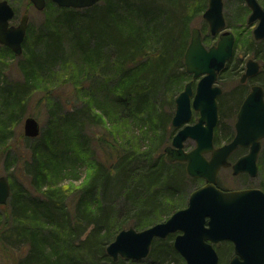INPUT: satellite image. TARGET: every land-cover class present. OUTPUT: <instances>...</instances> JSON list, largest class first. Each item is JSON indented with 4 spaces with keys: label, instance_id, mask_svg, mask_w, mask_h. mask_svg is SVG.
<instances>
[{
    "label": "trees",
    "instance_id": "16d2710c",
    "mask_svg": "<svg viewBox=\"0 0 264 264\" xmlns=\"http://www.w3.org/2000/svg\"><path fill=\"white\" fill-rule=\"evenodd\" d=\"M259 2L264 9V0ZM50 7L54 16L39 30L28 24L21 56L0 46L2 58H21L20 79L5 80L0 88L5 116L0 124L7 129L0 127V144L22 118L30 93L49 88L57 66L68 74L69 59L77 63L69 72L72 97L52 105L58 114L53 127L35 138L22 136L26 148L8 152L13 168H6L10 196L0 205V245L12 254L13 264H124L125 259L112 261L105 253L115 235L160 222L162 211L168 218L177 209L163 203L188 194L193 181L181 163L166 162L162 150L174 134V98L190 77L183 54L191 21L207 0H99L82 9L47 1L44 10ZM225 22L230 27L226 17ZM234 36L233 54L218 77L242 62ZM256 44L251 40L252 47ZM252 54L259 57L258 50ZM236 91L235 107L245 96L243 85ZM95 127L103 128L95 138L97 158L85 135ZM230 135L227 127L218 128L215 141ZM84 167H91L88 182L65 188V182L80 179ZM172 239L153 240L148 256L132 264L177 263L181 257Z\"/></svg>",
    "mask_w": 264,
    "mask_h": 264
},
{
    "label": "water",
    "instance_id": "95a60500",
    "mask_svg": "<svg viewBox=\"0 0 264 264\" xmlns=\"http://www.w3.org/2000/svg\"><path fill=\"white\" fill-rule=\"evenodd\" d=\"M42 11L47 0H29ZM60 8L82 9L99 0H48ZM224 0H207L202 19L216 43L205 46L199 28L192 27L188 45L183 54L185 71L195 87L188 81L174 98L171 126L177 129L170 145L164 148L168 163L184 162L185 173L193 178H203L204 184L193 190L185 208L173 212L167 219L145 229L132 227L120 230L106 246L105 253L112 261L119 258L138 261L148 256L155 239L174 235L172 246L185 264H219L214 245L222 241L233 245V255L227 264H264V194L257 190L223 191L217 187V174L221 168L231 167L234 175L256 173V159L260 140L264 139V89L258 84L250 87L236 113L235 134L232 140L213 147V132L218 122L217 98L222 89L215 85L218 74L233 54L234 34L226 28L223 14ZM250 10L247 23L256 22L254 40L264 39V9L258 0H242ZM15 11L7 0H0V45L14 56L23 52L28 15L24 14L17 25L10 24ZM259 64L248 59L240 83L259 72ZM193 112L198 114L194 124H189ZM40 125L33 117L23 122V134L35 138ZM192 140L195 146L184 151V142ZM238 147H249V152L231 165L230 154ZM205 154H210L205 158ZM10 196V185L0 175V205Z\"/></svg>",
    "mask_w": 264,
    "mask_h": 264
},
{
    "label": "rangeland",
    "instance_id": "374dc122",
    "mask_svg": "<svg viewBox=\"0 0 264 264\" xmlns=\"http://www.w3.org/2000/svg\"><path fill=\"white\" fill-rule=\"evenodd\" d=\"M8 3L12 6V8L15 11V17L11 21L12 24H17L20 20V17L24 14L28 15V24L30 25V29L35 32L36 30H39V28L42 26V24L45 22V20L52 19L55 13L54 7L46 8L45 10L38 11L36 10L33 5L30 3L29 0H7ZM262 3V2H261ZM260 3V4H261ZM246 6L245 3L241 0H224L223 1V14L224 17H226V20L229 22L230 27L227 29L233 32L238 36L237 46L238 51L237 53L240 55L242 62L238 64V66L235 68L234 71L231 72V69L226 72V74L218 77L216 85L219 86L222 89V95L218 98V102L221 100V107L224 111V114L221 112V107L219 105V128L227 127L229 129V132L232 133L233 125L235 121L236 112L238 109V105H234L235 100L237 99V91L232 92L237 85L240 84L239 80L241 78V75L245 72V64L248 59H254L260 64L259 72L258 74L252 78L247 80L245 83L241 84L244 87L245 93L244 95L249 91V87L252 84H259L264 89V42L262 44H258L259 41H255L253 39L252 30L254 29L256 23L248 24L247 23V17L249 15L250 11L243 10V7ZM202 14L196 15L192 21H191V27H197L200 29L202 33V37H206L207 40L205 41L206 45H213L216 43L217 38H213L209 35L207 25L202 19ZM251 40L256 42L257 44L255 47H252L250 45ZM1 46V45H0ZM258 50L259 51V57L254 58L252 52ZM3 52L0 51V88L3 86V82L5 80L10 82H16L20 79V72L18 71L17 65L21 62V58L16 59L12 58L11 56H7L2 58L1 54ZM68 65L71 69H69L70 75L75 68H77V63L75 59L70 58L68 61ZM77 71V70H76ZM69 72H64L62 68L57 66L55 68V71L53 74L50 75L49 78V88L48 86L40 87V89H36L34 92L32 91L26 101V105L24 107V114L22 118L19 120V122L15 123L11 126V129L9 128V131L6 133L5 142L0 144V175L6 176L7 173V166L10 165L11 159L8 157V152H11L12 150H24L27 146V143H25L22 140L23 134V122L26 117H33L35 118L39 125H40V131L46 132L50 127H53L52 123H54V118L58 116V114L55 115L54 111L52 110V105L56 101H62V97L71 98L73 93V88L71 87L72 78L69 75ZM231 74H229V73ZM70 78H69V77ZM114 78V77H113ZM191 80V76L187 79L186 82ZM198 79L193 80V88L195 87ZM185 82V83H186ZM184 83V85H185ZM184 87V86H183ZM182 87V90H183ZM181 90V91H182ZM51 93V96H50ZM47 95V96H46ZM47 98H50V102L47 100ZM234 105V106H233ZM230 108L229 113L228 108ZM63 108V107H62ZM226 112V113H225ZM197 116H193L191 123L196 121ZM5 116L4 113L0 111V122H4ZM0 127L4 130L5 127H3L2 124H0ZM0 128V134L1 131H3ZM57 129V128H56ZM7 131V129H5ZM11 136L8 135L9 132H11ZM57 131V130H56ZM60 131V130H59ZM103 131V128L101 127H95L92 130L86 129L85 135L90 140L89 146L92 148V150L95 153V158L99 155V150L96 147L95 138L99 133ZM61 132V131H60ZM57 131V133L60 134L62 137V133ZM138 132V131H136ZM4 133V131H3ZM230 135V136H231ZM226 138V139H225ZM230 137L226 136L222 138V141L227 142ZM170 142H168L165 146L169 145ZM164 146V147H165ZM194 146V143L190 140H188L185 144V149L190 150ZM163 147V148H164ZM18 151V150H17ZM14 152V151H13ZM16 153V152H14ZM162 153L164 155V152L162 150ZM262 158V164L261 166V175H264L263 169H264V154L261 157ZM183 166L184 164L181 163ZM10 171H12V165H10ZM91 167H85L82 169L80 179L78 181L74 182H65L63 186L66 188H80L84 186L90 176H91ZM262 177V176H261ZM260 177V178H261ZM245 177L235 178L231 176V173L229 170H222L218 175V180L221 186L225 188H239L241 186H245L248 184H245ZM259 179L256 181H251L248 183H251L249 185L256 184ZM253 183V184H252ZM203 184V181L193 179V181H190V184L188 185V194H182L183 196H180L175 199L174 202H171V199H167L163 204L167 205V208L170 206L169 209H182L185 208L187 205L188 197L190 192L195 190L197 187ZM174 203V204H173ZM160 216H162V220L160 222L164 221L165 219V211H162L159 213ZM3 210H0V225L2 223L3 219ZM169 217V216H168ZM167 219V218H166ZM158 223V222H157ZM138 231V230H137ZM173 241V239H172ZM226 244V243H225ZM216 251L218 252L219 257V264H227L228 260L231 258V246L230 244H226L224 246H221L220 244L216 245ZM230 248V253H228V249ZM16 248L13 250V255L16 256L14 253L19 254L20 249ZM14 257L10 252L7 250H3L0 245V264H13ZM167 264H185L183 259L179 260L177 263L173 262L172 259H168ZM124 264H132V260H126V263ZM138 264H145V263H138Z\"/></svg>",
    "mask_w": 264,
    "mask_h": 264
},
{
    "label": "flooded vegetation",
    "instance_id": "af4514ba",
    "mask_svg": "<svg viewBox=\"0 0 264 264\" xmlns=\"http://www.w3.org/2000/svg\"><path fill=\"white\" fill-rule=\"evenodd\" d=\"M262 7V6H261ZM20 19H21V17H20ZM10 24H12V23H10ZM12 25H15V24H12ZM17 25V24H16ZM27 27H28V22H27ZM26 34H27V29H26ZM262 40H264V39H262ZM262 40H259V41H262ZM256 61V60H255ZM246 65V64H245ZM256 76V75H255ZM254 76V77H255ZM254 77H251V78H248V79H246L245 80V82L247 81V80H249V79H252V78H254ZM244 82V83H245ZM240 84H243V83H240ZM255 84V83H254ZM254 84H252V85H254ZM251 85V86H252ZM192 86H193V82H192ZM250 86V87H251ZM250 87H249V90H250ZM249 92V91H248ZM247 92V93H248ZM246 93V94H247ZM246 94H245V96H246ZM222 95V94H221ZM220 95V96H221ZM219 96V97H220ZM244 96V97H245ZM218 97V98H219ZM244 97H243V99H244ZM218 98H217V102H218ZM242 99V100H243ZM242 102V101H241ZM241 104V103H240ZM219 102H218V122H217V124H216V126H215V128H214V132H213V147H220V146H222V145H224V144H227V143H229L231 140H232V138L234 137V134H235V129H234V125H233V130H232V136H231V138H229L228 139V141L227 142H224V141H222V138H224V137H226V136H223V137H221L220 139H219V142L218 141H215V136H216V131L218 130V128H219ZM239 107H240V105H239ZM239 107H238V109H239ZM238 109H237V111H238ZM237 113V112H236ZM193 116H197L198 117V114L196 113V112H193V114H192V117ZM196 117V118H197ZM236 117V116H235ZM191 120H192V118H191ZM191 120H190V122H189V124H194L195 122H192L191 123ZM197 120V119H196ZM235 121H236V118H235ZM235 121H234V124H235ZM171 123V122H170ZM173 128V127H172ZM174 129V128H173ZM221 130V129H220ZM176 131H177V129H174V134H173V136L175 135V133H176ZM172 136V137H173ZM226 139V138H225ZM171 140H172V138H171ZM171 140H170V143H171ZM188 140H186L185 142H184V146H183V148H184V151H186V152H188V151H190L191 149H193L194 148V146H195V143H194V141H192V140H190V141H192L193 143H194V146L190 149V150H186L185 149V144H186V142H187ZM170 145V144H169ZM263 150H264V139H262V140H260V149H259V152H258V155H257V159H256V163H255V165H256V173H255V175H250L248 172H243V173H239V174H237V175H234L233 174V172H232V169H231V167H227V168H221L219 171H218V174H217V187L219 188V189H221V190H223V191H234V190H257V191H259V192H261V193H263L264 194V175H261L260 176V171H261V166H262V164H260V162L262 163V152H263ZM248 152H249V147H238L236 150H234L231 154H230V156H229V158H228V161L231 163V165L233 164V163H235L239 158H241V157H243V156H245L246 154H248ZM205 156V158L206 159H208L209 158V156H210V154H205L204 155ZM179 163H183L184 164V169H185V163L184 162H179ZM229 170L230 171V173H231V176L232 177H235V178H240V177H245L244 179H245V184H248V185H245V186H241V187H239V188H235V189H233V188H225V187H223V186H221V184L219 183V180H218V175H219V173L222 171V170ZM187 175V174H186ZM188 176V175H187ZM189 178H191V179H196V180H200V181H203V184L205 183L204 182V179L203 178H193V177H190V176H188ZM261 177V178H260ZM257 179H259L258 180V182L256 183V184H253V185H249V184H251V183H248V181L249 182H251V181H256ZM202 184V185H203ZM202 185H200V186H202ZM199 186V187H200ZM198 188V187H197ZM173 237H174V235H173ZM223 242H227V241H222V242H219L218 244H221V243H223ZM228 244H230V246H231V254L233 255V245L230 243V242H227ZM218 244H216V245H218ZM216 245L214 246V247H216ZM216 249V248H215ZM218 253V252H217ZM232 257V256H231ZM139 261V260H138Z\"/></svg>",
    "mask_w": 264,
    "mask_h": 264
}]
</instances>
